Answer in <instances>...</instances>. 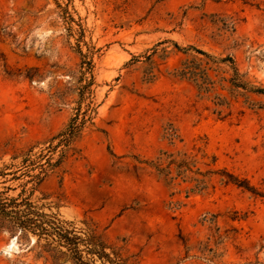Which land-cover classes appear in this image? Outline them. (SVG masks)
I'll list each match as a JSON object with an SVG mask.
<instances>
[{
	"label": "rangeland",
	"instance_id": "obj_1",
	"mask_svg": "<svg viewBox=\"0 0 264 264\" xmlns=\"http://www.w3.org/2000/svg\"><path fill=\"white\" fill-rule=\"evenodd\" d=\"M64 9L99 49L98 113L80 154L34 199L45 194L52 211L93 223L139 264H264V197L216 174L193 190L189 178L166 179L149 163L187 153L202 171L226 168L264 192V93L234 88L226 65L201 90L176 75L201 55L174 43L232 55L251 84L264 86V0H0V168L38 150L75 111L78 34H69ZM26 178L0 190L17 195ZM34 243L0 226V264H51Z\"/></svg>",
	"mask_w": 264,
	"mask_h": 264
},
{
	"label": "trees",
	"instance_id": "obj_2",
	"mask_svg": "<svg viewBox=\"0 0 264 264\" xmlns=\"http://www.w3.org/2000/svg\"><path fill=\"white\" fill-rule=\"evenodd\" d=\"M67 13L68 10L64 9L63 17L70 23L69 34H78L76 50L80 57L75 111L67 124L43 142V146L38 150H35L37 145H33L23 153L18 165L12 163L0 168V177L4 178L0 182L6 183L27 177L20 184L22 189L17 195L8 193L14 189L10 186H4L0 190V226L8 228L12 234L19 233L21 238L30 240L31 236H34V244L39 248L37 256L43 257L51 264H139L136 258L124 251L123 246L108 242L93 223L84 220V225L78 226L74 220L64 218L58 211H52V202L43 201L49 197L45 194L37 200L34 199L35 192L51 173L61 168L69 157L80 154L77 142L88 127L95 125L98 113L94 55L99 49L85 40L83 27L74 29L72 21L75 19ZM174 43L185 53L194 51L201 55L185 60L176 71L177 76L196 82L201 90L209 91L214 84L210 71H217L221 65H226L232 70L228 81L234 88L264 93V86L251 84L245 78L246 74L240 72L232 55L218 57L193 45L181 47ZM82 44L87 45L86 51L82 50ZM27 76L32 78L31 75ZM163 155L165 158L159 156L156 161L149 163L166 179L182 178L186 181L189 178L194 182L193 190L201 191L208 187L212 175L216 174L227 184L237 185L254 195L264 197V192L247 178L240 177L226 168L204 172L200 167H196L197 161L187 153L174 155L163 152ZM18 157L15 155L13 159ZM9 175L12 177L7 178ZM47 207L50 211L45 210ZM222 240L223 236L217 234L214 241L219 245ZM188 250L189 248L187 252ZM216 258L214 250L208 260L215 263Z\"/></svg>",
	"mask_w": 264,
	"mask_h": 264
},
{
	"label": "water",
	"instance_id": "obj_3",
	"mask_svg": "<svg viewBox=\"0 0 264 264\" xmlns=\"http://www.w3.org/2000/svg\"><path fill=\"white\" fill-rule=\"evenodd\" d=\"M14 239H15V238H14ZM14 239H13V240H14Z\"/></svg>",
	"mask_w": 264,
	"mask_h": 264
}]
</instances>
